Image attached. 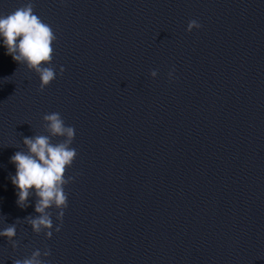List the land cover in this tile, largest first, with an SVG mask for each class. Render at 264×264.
I'll return each instance as SVG.
<instances>
[{
	"label": "water",
	"instance_id": "obj_1",
	"mask_svg": "<svg viewBox=\"0 0 264 264\" xmlns=\"http://www.w3.org/2000/svg\"><path fill=\"white\" fill-rule=\"evenodd\" d=\"M32 3L57 78L41 92L0 47V231L17 229L0 264H264V0ZM52 112L78 156L49 239L28 223L35 197L16 202L10 158Z\"/></svg>",
	"mask_w": 264,
	"mask_h": 264
},
{
	"label": "clouds",
	"instance_id": "obj_2",
	"mask_svg": "<svg viewBox=\"0 0 264 264\" xmlns=\"http://www.w3.org/2000/svg\"><path fill=\"white\" fill-rule=\"evenodd\" d=\"M202 25L191 20L187 31L198 30ZM56 36L52 27L44 23L34 11L32 0H26L23 6L15 11L0 15V47L6 49V54L20 66L26 67L29 72L35 73L40 80L39 90L43 92L57 78V71L53 65L54 44ZM65 68L60 66L59 75H63ZM175 69L169 72L170 80H174ZM158 72L153 70L151 77L156 79ZM49 135L25 136L23 145L25 150L16 151L10 158L15 167V174L10 180L16 189L17 204L24 208L29 206L30 198L35 197L34 217L28 218L34 232L45 231L47 237L52 239L53 231L59 233L63 226L65 210L68 208V194L66 187L75 177H68L70 169L78 153L73 142L76 138L74 126L65 124L58 112L45 114ZM59 138V142H54ZM53 209L56 211V220L60 225H54ZM17 235L15 224L9 225L0 231V237L13 240ZM51 254V253H48ZM33 258L14 260L13 264H41Z\"/></svg>",
	"mask_w": 264,
	"mask_h": 264
}]
</instances>
